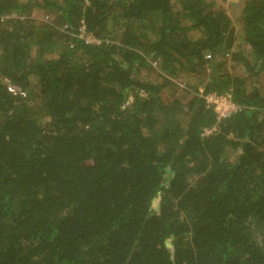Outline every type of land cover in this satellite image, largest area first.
Here are the masks:
<instances>
[{
    "label": "trees",
    "instance_id": "16d2710c",
    "mask_svg": "<svg viewBox=\"0 0 264 264\" xmlns=\"http://www.w3.org/2000/svg\"><path fill=\"white\" fill-rule=\"evenodd\" d=\"M215 4L0 0V264H264V0Z\"/></svg>",
    "mask_w": 264,
    "mask_h": 264
},
{
    "label": "rangeland",
    "instance_id": "374dc122",
    "mask_svg": "<svg viewBox=\"0 0 264 264\" xmlns=\"http://www.w3.org/2000/svg\"><path fill=\"white\" fill-rule=\"evenodd\" d=\"M242 0H214V2L216 3V7L221 8L222 10H224L227 15L230 17L231 19V23L234 27V29L236 30V32L239 31L240 28V20H239V7L241 4ZM151 65H155L154 63H151ZM231 63L228 61L227 62V66H230ZM155 66L153 67V69L148 73V78L149 80H154L156 79V69H154ZM234 71H236L237 73L240 72V70H238V68L236 67L234 69ZM141 77H146V74L143 72H141ZM182 84H186V85H190L191 83H195V79H193L192 77H188V76H184L182 77ZM258 84L260 86L264 85V73L261 74L259 76V82Z\"/></svg>",
    "mask_w": 264,
    "mask_h": 264
},
{
    "label": "built area",
    "instance_id": "2783aa9c",
    "mask_svg": "<svg viewBox=\"0 0 264 264\" xmlns=\"http://www.w3.org/2000/svg\"><path fill=\"white\" fill-rule=\"evenodd\" d=\"M80 34L82 36H84L83 28H81ZM85 39L88 42H96L95 39H93L89 36H85ZM199 94L200 95L203 94L202 88H200V87H199ZM202 96L205 99L207 105L212 107L216 111L217 119L224 118L227 115H229V113H231L232 111H235L237 109L235 104L230 101L228 94L227 95H216L214 93H208V94H205ZM212 130H213V128L204 130L203 134L207 135Z\"/></svg>",
    "mask_w": 264,
    "mask_h": 264
}]
</instances>
